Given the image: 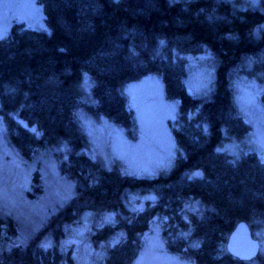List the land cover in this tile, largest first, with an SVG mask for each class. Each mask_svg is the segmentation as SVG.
Segmentation results:
<instances>
[{"label":"trees","instance_id":"1","mask_svg":"<svg viewBox=\"0 0 264 264\" xmlns=\"http://www.w3.org/2000/svg\"><path fill=\"white\" fill-rule=\"evenodd\" d=\"M49 30L14 22L0 38V113L9 141L29 159L50 149L75 193L47 220L43 230L57 239L63 222L85 209L112 211L114 222L96 227L94 242L121 232L103 264H131L142 233L162 218L168 250L197 264H264V251L250 260L226 249L229 232L241 220L251 231L264 224V161L253 151L222 149L249 131L237 112L230 80L256 74L264 62V0L239 6L231 0H37ZM163 41V43H161ZM207 49L216 63L208 96L189 92L181 53ZM247 60L254 62L247 66ZM147 74L161 77L169 99L178 100L173 125L177 153L171 167L153 176L107 169L85 152L77 108L84 106L81 82L90 79L88 111L130 126L124 86ZM23 119L24 121L20 120ZM199 170L201 176L189 177ZM40 176L33 187L41 191ZM153 192L140 209L126 202L128 191ZM199 210L183 213L187 199ZM17 233L11 217L0 216V244ZM38 231L24 244L0 246V264L72 263L56 241L43 247Z\"/></svg>","mask_w":264,"mask_h":264},{"label":"rangeland","instance_id":"2","mask_svg":"<svg viewBox=\"0 0 264 264\" xmlns=\"http://www.w3.org/2000/svg\"><path fill=\"white\" fill-rule=\"evenodd\" d=\"M239 6H257L261 0H231ZM14 22L27 28L49 30L37 0H0V32L3 37ZM186 73L184 82L193 95L206 97L214 87L216 63L209 50L198 53H181ZM254 62L247 60L250 68ZM256 74L240 72L230 80L237 112L248 122L249 131L241 138L226 140L221 148L234 155L255 151L264 161V62L257 64ZM91 82L84 76L81 82L84 106L77 108V121L86 139L85 152L99 160L105 168L118 169L123 174L153 176L168 170L177 153L173 125L177 115L178 100L169 99L163 81L156 74H147L127 82L124 86L126 103L132 115L130 126L116 123L103 114L88 111L85 102L93 103ZM24 121L23 119H20ZM40 176L41 191L33 187V174ZM74 183L60 172L58 162L50 149L35 151L29 159L23 158L9 141L7 127L0 113V216L11 217L17 224V233L9 242L0 244H24L39 230L38 242L52 246L55 238L43 230L47 220L74 195ZM154 197V199H146ZM156 199L153 192L128 191L126 202L131 209H140ZM188 207H185V206ZM195 199L185 201L183 213L199 210ZM112 211L99 213L83 210L74 222H63L62 233L56 245L73 264H103L110 244L122 233L94 242L97 226L114 222ZM162 218L154 216L142 233L141 247L131 264H197L190 258L167 249L162 235ZM264 251V224L252 230ZM61 264H69L66 258Z\"/></svg>","mask_w":264,"mask_h":264},{"label":"water","instance_id":"3","mask_svg":"<svg viewBox=\"0 0 264 264\" xmlns=\"http://www.w3.org/2000/svg\"><path fill=\"white\" fill-rule=\"evenodd\" d=\"M260 242L253 237L251 228L245 220L239 221L229 232L226 249L239 259L250 260L259 251Z\"/></svg>","mask_w":264,"mask_h":264},{"label":"snow or ice","instance_id":"4","mask_svg":"<svg viewBox=\"0 0 264 264\" xmlns=\"http://www.w3.org/2000/svg\"><path fill=\"white\" fill-rule=\"evenodd\" d=\"M252 3H253V5H255L256 4V0H252ZM0 38H3V33L2 32H0ZM161 43H163V41H161ZM201 175H202V173L199 170H196V171H194L191 174V176L189 177V179H191L193 176L198 177V176H201ZM146 199H154V197H147ZM185 207H188V206L186 205ZM113 215H114V213H109L108 216L106 217V219H110ZM42 246L43 247H47L48 245L47 244H44Z\"/></svg>","mask_w":264,"mask_h":264}]
</instances>
